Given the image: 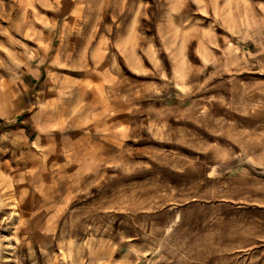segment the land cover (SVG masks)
<instances>
[{
    "label": "rangeland",
    "instance_id": "rangeland-1",
    "mask_svg": "<svg viewBox=\"0 0 264 264\" xmlns=\"http://www.w3.org/2000/svg\"><path fill=\"white\" fill-rule=\"evenodd\" d=\"M0 264H264V0H0Z\"/></svg>",
    "mask_w": 264,
    "mask_h": 264
}]
</instances>
